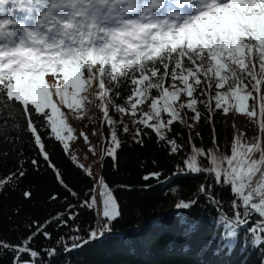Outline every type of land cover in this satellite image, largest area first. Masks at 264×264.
<instances>
[{
  "label": "snow or ice",
  "instance_id": "6c2138e0",
  "mask_svg": "<svg viewBox=\"0 0 264 264\" xmlns=\"http://www.w3.org/2000/svg\"><path fill=\"white\" fill-rule=\"evenodd\" d=\"M94 109L106 131L89 127V132L105 146L86 151L100 161L118 159L121 134L143 144L142 137L154 133L170 146V154H178L183 145L177 143L175 125L194 130L216 115L243 116L255 136L236 129L223 149L214 127L211 149L191 144L190 136L191 154L184 168H177L211 179L198 193L218 209L216 224L223 226L226 248L238 238L264 247V0H0V137L30 134L37 155L77 199L79 193L52 162L45 136L67 153L69 142L78 139L70 118L87 117L91 124ZM89 132L80 136L91 145ZM71 160L75 163L76 156ZM31 164L39 166L37 159ZM77 167L93 181L79 207L98 219L88 240L76 235L69 245L60 237L69 253L81 246L76 241L88 243L111 232L122 215L106 178L94 175L90 166ZM161 175L151 172L143 179L159 181ZM25 176L21 165L0 177V193ZM214 185L230 191L227 210ZM22 195L30 199L32 193ZM196 203L181 199L175 207L187 210ZM76 207L68 203L67 215L57 213L44 224L33 221L29 228L34 230L18 243L0 239V253L10 252L12 264H44L37 259L35 239L50 240L47 228L53 223L76 221ZM182 226L185 232L194 230L191 224ZM73 230L78 233L79 226ZM44 251L57 254L55 248Z\"/></svg>",
  "mask_w": 264,
  "mask_h": 264
},
{
  "label": "trees",
  "instance_id": "16d2710c",
  "mask_svg": "<svg viewBox=\"0 0 264 264\" xmlns=\"http://www.w3.org/2000/svg\"><path fill=\"white\" fill-rule=\"evenodd\" d=\"M96 115L97 125L103 127L104 133L106 129L99 121V110ZM231 115H216L211 123L201 122L194 130L187 125H175V133H179L175 138L183 145L178 154H170V146L158 141L154 133L144 135L143 144L134 143L130 135L121 134L124 146L118 150V159L114 161L105 156L103 161H98L93 173L106 178L122 215L113 222L111 232L88 243L76 241L81 246L70 253L58 243L60 237L71 245L74 241L70 237L79 235L88 240L89 229L96 227L98 217L95 213L79 207L93 181L83 174L58 142L45 136L52 162L63 173L65 182L79 193V199L69 196L57 182L52 169L37 155L38 149L30 134L21 133L14 139L17 134L9 132L7 140L0 137V177L16 171L21 165L26 176L18 185L0 193V239L18 243L34 230L29 228L33 221L44 224L57 213L67 215V204L72 203L77 205L78 219L69 221L68 226L57 227L53 223L47 228L52 234L50 240L39 236L34 241L33 247L41 253L37 259L44 264H264V247H254L246 238H238L231 248L224 246L221 239L223 226L216 224L218 209L198 193L199 186L208 185L211 179H206L205 174L180 173L177 168L178 165L184 168L183 161L191 154V144L205 149L213 147V127L222 149L229 144L236 129L247 132L248 137L256 135L249 130L252 125L243 116L239 118L245 127L235 125L230 129ZM89 116L93 115L89 113ZM84 120L89 121L87 117ZM84 120L70 118V123L77 126ZM132 131L135 132V127ZM195 132L201 135L197 137ZM190 136L191 144L188 142ZM32 159L38 160V167L31 164ZM151 172L162 174L159 181L143 179ZM213 190L227 210L232 200L230 191L219 185H214ZM24 191L32 193L30 199L23 197ZM52 195L58 198L51 200ZM181 199H196L197 203L187 210H175L176 202ZM183 223L193 225L194 230L185 232ZM77 226L78 233L73 230ZM48 248L57 249V254L47 255L44 250ZM12 258L10 252L0 253V264H12Z\"/></svg>",
  "mask_w": 264,
  "mask_h": 264
},
{
  "label": "rangeland",
  "instance_id": "374dc122",
  "mask_svg": "<svg viewBox=\"0 0 264 264\" xmlns=\"http://www.w3.org/2000/svg\"><path fill=\"white\" fill-rule=\"evenodd\" d=\"M49 80H50V82H52L50 77H49ZM96 111L97 110L94 109V115H93V113H90V115L94 116L92 124H90L89 121L87 122V120L86 121L84 120V122H80L79 125H77V126H75L74 124L71 123L75 129V135L78 137V139H75V140L69 142L70 143V149L68 151V153L70 154L71 157L76 156V158H77L76 163L84 164L86 166H90L92 168V172L94 171L95 166H97L99 158L93 157L91 155V153L87 152L86 150H87V148H89L91 146H96L97 151H100L101 147H103L105 144V141L103 140V138L98 140V138L96 136L91 135V133L89 132V127H91L94 129L98 128L99 131L101 133H103V127L97 125L98 117L96 115ZM230 121L232 123H234L238 128H244L245 127V124L240 120L239 116H236L234 118L233 115H231ZM100 123H102V122L100 121ZM82 131L83 132H89V138L91 140V145L86 144L83 140V137L80 136V133ZM178 202H176V203H178ZM175 210H177V208Z\"/></svg>",
  "mask_w": 264,
  "mask_h": 264
}]
</instances>
